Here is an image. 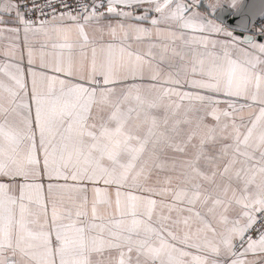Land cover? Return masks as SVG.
<instances>
[{"label":"snow or ice","instance_id":"obj_1","mask_svg":"<svg viewBox=\"0 0 264 264\" xmlns=\"http://www.w3.org/2000/svg\"><path fill=\"white\" fill-rule=\"evenodd\" d=\"M242 8L0 0V264H264V22L222 19Z\"/></svg>","mask_w":264,"mask_h":264},{"label":"crops","instance_id":"obj_2","mask_svg":"<svg viewBox=\"0 0 264 264\" xmlns=\"http://www.w3.org/2000/svg\"><path fill=\"white\" fill-rule=\"evenodd\" d=\"M264 7V0H243L242 16H233L230 11L222 16L224 22L230 27L235 28L236 22L241 19H247L250 25H257V22L264 18L259 15L261 8ZM233 20V23H230ZM255 29L253 28V31ZM238 35L240 33H237ZM9 39L7 34L0 35V61H3V51L7 50Z\"/></svg>","mask_w":264,"mask_h":264},{"label":"built area","instance_id":"obj_3","mask_svg":"<svg viewBox=\"0 0 264 264\" xmlns=\"http://www.w3.org/2000/svg\"><path fill=\"white\" fill-rule=\"evenodd\" d=\"M39 3L43 4L45 3V0H38ZM261 22H264V18L260 19L258 22H257V25H259Z\"/></svg>","mask_w":264,"mask_h":264},{"label":"water","instance_id":"obj_4","mask_svg":"<svg viewBox=\"0 0 264 264\" xmlns=\"http://www.w3.org/2000/svg\"><path fill=\"white\" fill-rule=\"evenodd\" d=\"M230 23H233V20Z\"/></svg>","mask_w":264,"mask_h":264}]
</instances>
